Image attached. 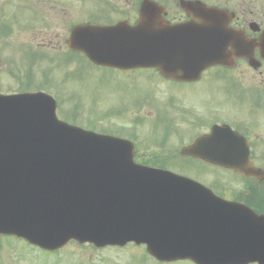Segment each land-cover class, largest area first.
<instances>
[{"label": "water", "instance_id": "water-1", "mask_svg": "<svg viewBox=\"0 0 264 264\" xmlns=\"http://www.w3.org/2000/svg\"><path fill=\"white\" fill-rule=\"evenodd\" d=\"M162 12L144 0L135 25H78L66 43L97 65L156 67L166 76H195L219 61L211 43L221 27L170 25ZM0 234L46 250L70 240L133 241L161 261L264 264V216L136 164L129 141L59 120L55 100L42 92L0 94Z\"/></svg>", "mask_w": 264, "mask_h": 264}, {"label": "rangeland", "instance_id": "rangeland-1", "mask_svg": "<svg viewBox=\"0 0 264 264\" xmlns=\"http://www.w3.org/2000/svg\"><path fill=\"white\" fill-rule=\"evenodd\" d=\"M41 1L0 0V92L45 89L61 101L57 113L63 121L134 141L136 158L142 163L164 165L194 179L200 177L209 185H221L216 174L201 173L203 167L198 163L160 156L181 147L191 131L174 126L168 110L158 108L157 113H149L147 106L129 109L141 100L142 93L152 91V85L157 89L167 86L153 70L97 68L70 53L65 45L74 25L133 21L141 0ZM157 1L174 6L173 0ZM40 44L51 51L35 50ZM143 249L132 245L95 249L72 242L58 252H46L6 237L0 238V264H166L147 258Z\"/></svg>", "mask_w": 264, "mask_h": 264}, {"label": "flooded vegetation", "instance_id": "flooded-vegetation-1", "mask_svg": "<svg viewBox=\"0 0 264 264\" xmlns=\"http://www.w3.org/2000/svg\"><path fill=\"white\" fill-rule=\"evenodd\" d=\"M173 1L174 6L165 9L166 19L174 24L188 22L199 27L206 7L221 10L211 22L225 29L223 41L213 43L223 60L187 81L165 78L156 70L159 81L167 86L157 89L152 85V91L142 93L141 100L129 109L168 110L174 126L191 130L184 145L202 138L196 150L203 159L180 158L200 163L201 173L216 174L221 185L206 184L218 195L264 214V45L260 42L264 0ZM181 1L187 9H182ZM231 32L237 36L230 37ZM173 151L164 155L175 156L178 150ZM204 159L218 161V165Z\"/></svg>", "mask_w": 264, "mask_h": 264}]
</instances>
